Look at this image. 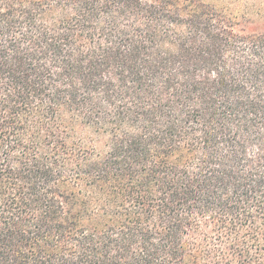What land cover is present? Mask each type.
Here are the masks:
<instances>
[{
	"label": "trees",
	"instance_id": "trees-1",
	"mask_svg": "<svg viewBox=\"0 0 264 264\" xmlns=\"http://www.w3.org/2000/svg\"><path fill=\"white\" fill-rule=\"evenodd\" d=\"M0 264H264V0H0Z\"/></svg>",
	"mask_w": 264,
	"mask_h": 264
},
{
	"label": "rangeland",
	"instance_id": "rangeland-1",
	"mask_svg": "<svg viewBox=\"0 0 264 264\" xmlns=\"http://www.w3.org/2000/svg\"><path fill=\"white\" fill-rule=\"evenodd\" d=\"M239 4L240 3L238 1H237V3L236 2H232L231 8H233L234 10H236L240 6Z\"/></svg>",
	"mask_w": 264,
	"mask_h": 264
}]
</instances>
